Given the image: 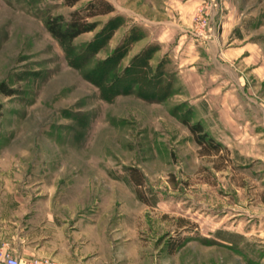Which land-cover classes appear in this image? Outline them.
Masks as SVG:
<instances>
[{
  "label": "rangeland",
  "instance_id": "374dc122",
  "mask_svg": "<svg viewBox=\"0 0 264 264\" xmlns=\"http://www.w3.org/2000/svg\"><path fill=\"white\" fill-rule=\"evenodd\" d=\"M89 1L0 0V159L17 185L53 186L71 208L114 221V264H193L206 250L191 244L214 240L239 201L262 208L264 0L195 6L188 33L205 45L222 32L226 2L238 14L224 48L241 53L205 78L180 73L143 20L159 18L148 4L170 0H106L113 10L89 17L93 30L50 32L49 18ZM175 7L165 19L178 22ZM185 119L217 141L211 129L245 139L250 155L237 140L208 152Z\"/></svg>",
  "mask_w": 264,
  "mask_h": 264
},
{
  "label": "crops",
  "instance_id": "0c3cea01",
  "mask_svg": "<svg viewBox=\"0 0 264 264\" xmlns=\"http://www.w3.org/2000/svg\"><path fill=\"white\" fill-rule=\"evenodd\" d=\"M170 1L173 3L167 6L168 2H164L165 10L163 2L148 4V8L158 13L159 18L152 20L144 17L143 20L159 29L161 51L185 77L191 74L210 77L212 70L218 68L227 57L230 59L241 53H232L224 48L225 39H229L228 30L238 19L229 1L222 15V32L208 45L201 39L191 37L187 29L192 23V11L201 0ZM170 6L179 13L175 17L178 22L165 19L164 16L170 13L167 12L171 10ZM157 9L160 11L157 12ZM174 30H177L174 42L169 44L167 39L172 40ZM200 85L204 87V84ZM198 94L202 95L197 98L200 105L205 102V94L208 93L202 89ZM201 106L206 107L204 104ZM217 126L221 129V124ZM223 126L228 125L224 123ZM210 132L228 146L232 142L236 144L237 140L239 156L250 155L245 139L235 137L236 140L232 141L231 132L223 128L222 131L211 129ZM5 166L0 159V245L5 244L21 261L47 257L63 264H114V221L104 220L100 210L71 208L64 203V196L54 192L53 186L17 185L13 181V172L10 171L8 177ZM255 178L254 189L260 187L263 195V199L260 197L262 208L252 210L246 202L239 201L238 213L228 217V224L223 231H218L219 235L214 240L191 244L195 250H206L193 259V264H264V178ZM220 246L229 252L216 255L215 249ZM0 264L5 263L0 261Z\"/></svg>",
  "mask_w": 264,
  "mask_h": 264
},
{
  "label": "trees",
  "instance_id": "16d2710c",
  "mask_svg": "<svg viewBox=\"0 0 264 264\" xmlns=\"http://www.w3.org/2000/svg\"><path fill=\"white\" fill-rule=\"evenodd\" d=\"M79 0H65L69 5H74ZM113 10V6L106 0H90L86 7L73 11L69 17L62 15L49 18L47 25L50 32L60 40H73L78 35L91 31L95 28V23L88 20L89 17L108 13ZM7 95L14 93L13 89L4 90ZM184 122L188 125L196 141L208 152L220 151L222 143L204 129L201 121L190 123L187 119Z\"/></svg>",
  "mask_w": 264,
  "mask_h": 264
},
{
  "label": "built area",
  "instance_id": "2783aa9c",
  "mask_svg": "<svg viewBox=\"0 0 264 264\" xmlns=\"http://www.w3.org/2000/svg\"><path fill=\"white\" fill-rule=\"evenodd\" d=\"M0 261L5 264H63L53 258L47 257H34L21 261L12 254L11 250L5 244L0 245Z\"/></svg>",
  "mask_w": 264,
  "mask_h": 264
}]
</instances>
